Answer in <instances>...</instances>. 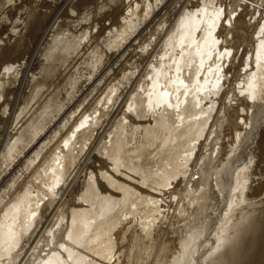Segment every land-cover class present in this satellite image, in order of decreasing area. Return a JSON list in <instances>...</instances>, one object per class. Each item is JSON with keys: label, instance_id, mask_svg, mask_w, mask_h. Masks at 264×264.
Here are the masks:
<instances>
[{"label": "bare ground", "instance_id": "obj_1", "mask_svg": "<svg viewBox=\"0 0 264 264\" xmlns=\"http://www.w3.org/2000/svg\"><path fill=\"white\" fill-rule=\"evenodd\" d=\"M115 1V70L42 125L46 43L86 2L0 0V103L29 94L26 114L0 104V264H264V0Z\"/></svg>", "mask_w": 264, "mask_h": 264}, {"label": "rangeland", "instance_id": "obj_2", "mask_svg": "<svg viewBox=\"0 0 264 264\" xmlns=\"http://www.w3.org/2000/svg\"><path fill=\"white\" fill-rule=\"evenodd\" d=\"M90 1L91 0H85L86 7L84 8V10L87 11L86 16L90 17V20L82 19L79 22V27L81 30L73 33L71 40H59L58 42L54 41L53 43H46V47H49L50 45L53 46V51L52 53L46 52L41 57V74H39L38 77H41L45 70H42L44 68V63L46 64V67L49 65L47 69L51 70V74H48L46 79L41 77L43 81L40 88H38V100L34 104L35 108L32 109L33 114H31V109L29 110L28 108L29 100L26 98V95H29L28 89L23 88L22 91L18 90L15 92V96L10 95L4 100V103L8 105L5 106L4 104L0 103L2 105L1 108H4V111L8 112V115L12 114V110H24V114H26V112L29 110L27 115L30 114L31 118L26 119V121H30L32 117L37 116L38 121L41 117L40 123L45 125L53 118V116L58 114V112L61 111L64 106H67L66 104L68 103L67 100L69 99V95H71L72 98L79 91L80 86L85 84V79H91L101 72L115 70V67L112 66H109L106 70H103L109 61L112 60L110 51L115 48V46L106 48L103 37L107 30H112L117 26V22L122 13L117 14L115 17L116 20H114L108 26V29L103 30L104 25L108 24L106 21L111 18V16H108L104 19V13H107V16L108 13L113 11L112 9L117 5V3H114L112 6H105V4H108L109 0H102L104 5L103 11L100 13H95L96 8H92L90 6ZM196 1L197 0H186L187 11L196 9ZM245 1L254 4L255 0ZM255 11H257V9H255ZM88 12H91L95 15L88 14ZM239 12L240 10L237 11V14ZM256 15L257 13H254L252 16H250L254 18L260 16L257 15L256 17ZM250 16H246V18L250 19ZM97 17L101 19L94 21ZM254 22L256 23V21ZM259 26H261V24ZM81 32L85 33L87 37L86 40H83L84 45H81V43L77 41V38ZM242 35L244 38L240 40ZM248 41L249 37L246 35V27L244 28L243 25L238 24V33L233 37L232 51L235 54L241 51V55L242 46L245 47L247 44H249ZM230 54H232V52ZM114 63L115 61H113V64ZM2 112L3 111H1V114ZM68 112H73V110ZM25 118H28V116ZM3 126L4 125L0 123V131ZM40 164H42L43 168H46L50 166L52 162L51 159L48 158L46 160H42ZM223 184H225V181L221 180L220 186Z\"/></svg>", "mask_w": 264, "mask_h": 264}]
</instances>
